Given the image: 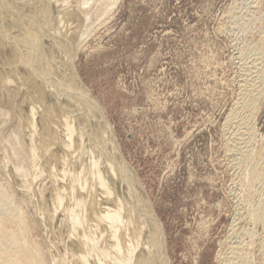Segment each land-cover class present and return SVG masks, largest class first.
Here are the masks:
<instances>
[{"label": "bare ground", "instance_id": "obj_1", "mask_svg": "<svg viewBox=\"0 0 264 264\" xmlns=\"http://www.w3.org/2000/svg\"><path fill=\"white\" fill-rule=\"evenodd\" d=\"M118 1L0 0L2 264H170L143 181L75 65L79 48ZM256 43L242 58L240 92L223 132L245 202L264 191V140L256 125L264 108V25ZM241 216L254 227H242L216 259L264 264V241L260 261L253 258L264 201ZM31 218L43 242L30 238Z\"/></svg>", "mask_w": 264, "mask_h": 264}, {"label": "rangeland", "instance_id": "obj_2", "mask_svg": "<svg viewBox=\"0 0 264 264\" xmlns=\"http://www.w3.org/2000/svg\"><path fill=\"white\" fill-rule=\"evenodd\" d=\"M114 7L77 52L80 81L143 181L170 264H220L234 235L254 227L241 215L264 201V191L250 202L239 195L223 133L242 58L261 37L264 0H119ZM257 123L264 140V108ZM29 222L30 238L43 242Z\"/></svg>", "mask_w": 264, "mask_h": 264}]
</instances>
